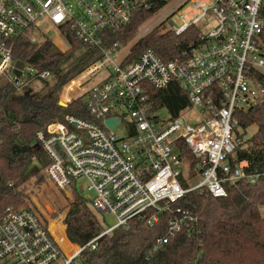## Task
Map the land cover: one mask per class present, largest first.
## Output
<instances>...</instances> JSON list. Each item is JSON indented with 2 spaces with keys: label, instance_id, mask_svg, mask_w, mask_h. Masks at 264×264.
<instances>
[{
  "label": "built area",
  "instance_id": "obj_1",
  "mask_svg": "<svg viewBox=\"0 0 264 264\" xmlns=\"http://www.w3.org/2000/svg\"><path fill=\"white\" fill-rule=\"evenodd\" d=\"M152 1L0 0V81L20 89L32 79L50 77L24 61L17 80L12 72L14 42L21 35L34 42L31 32L62 52L70 49L71 36L101 53L63 86L64 105L81 97L85 112L50 122L35 132V140L49 160L42 172L56 188L75 189L85 180L83 188L93 193L91 207L116 218L84 245L70 242L63 232L74 245L66 252L37 208L9 206L0 214V264H71L86 247L94 249L100 237L133 218L145 217L153 227L169 211L157 248L180 233L190 237L196 228L197 216L184 205L189 192L206 188L213 197H223L226 182L246 177L255 183L264 177V162L263 171L250 173L243 169L245 161L236 168L229 162L243 142L235 132L234 112L256 104L262 92L264 0H177L160 18L182 9L179 16L190 22L176 26L167 18V30L179 35L196 26V41L169 60L145 48L127 63L128 53L120 55L124 45L107 43L106 33L128 27ZM164 1L167 6L171 0ZM207 15L216 25L203 32L197 24ZM171 82L180 84L190 105L162 120L159 111L165 108H155L149 88L165 89ZM108 119L118 122L110 128ZM119 126L122 135L115 132ZM187 151L197 159L199 179L192 183L190 166L184 169L183 163Z\"/></svg>",
  "mask_w": 264,
  "mask_h": 264
},
{
  "label": "trees",
  "instance_id": "obj_2",
  "mask_svg": "<svg viewBox=\"0 0 264 264\" xmlns=\"http://www.w3.org/2000/svg\"><path fill=\"white\" fill-rule=\"evenodd\" d=\"M165 3L153 0L148 8L138 11L128 27L107 32V43L128 41L143 20ZM198 33L196 26L179 35L153 28L131 45L125 62L137 59L145 48L153 49L164 60L175 58L196 41ZM261 37L264 45V33ZM67 38L71 47L66 52L47 38L32 42L21 35L14 42L12 59L24 61L39 72L49 71L51 80L40 79L45 81L36 91L28 85L17 89L11 82L0 81V214L9 206L23 203L25 193L18 187L38 175L49 162L35 140V132L62 120L67 113L85 112L81 97L63 106L59 95L64 84L99 59L101 53L71 36ZM260 81L264 83L263 75ZM149 95L156 109L165 108L173 117L190 105L178 82H171L165 89L149 88ZM11 104H17V108L12 109ZM10 114H14L13 118H9ZM234 117L236 135L243 142L230 156V165L236 168L245 161L246 173L263 171L264 102L237 110ZM253 125L256 131L245 138ZM178 146L184 153L182 140ZM196 163L197 159H193L192 166L196 167ZM225 188L223 197H213L206 188L187 194L184 205L198 218L190 237L183 232L155 248L156 238L165 233L171 212H164L153 227L146 224L145 217L133 218L111 236L100 237L94 249L86 247L71 264H264V214L260 210L264 209V177L255 183L243 177L234 183L226 182ZM74 194L76 200L64 219L65 233L70 242L84 245L104 228L88 200L76 191ZM50 228L74 248L65 238L61 223L52 221Z\"/></svg>",
  "mask_w": 264,
  "mask_h": 264
},
{
  "label": "rangeland",
  "instance_id": "obj_3",
  "mask_svg": "<svg viewBox=\"0 0 264 264\" xmlns=\"http://www.w3.org/2000/svg\"><path fill=\"white\" fill-rule=\"evenodd\" d=\"M177 0H171L167 6L165 3V7L160 8L156 10L154 13L149 15L147 18L143 20V22L137 27L132 37L126 41L125 43H122L124 46L121 47L120 55H125L129 52L131 45L137 41L138 38L141 37L142 33H148L149 31L153 30V28H158L160 31L167 30V24H166V18H160L162 14L171 6H173L176 3ZM182 12V9H177L174 11V13L170 12L169 20L176 26L182 25L184 22H190V17H183L181 18L179 14ZM198 27L203 32H208L210 29L214 28L216 25L215 18L212 15H207L203 17L198 22ZM31 38H34V42H40L43 37L40 36L37 32H31L29 34ZM264 72V67H263ZM46 81H50L51 78L45 79ZM45 80H38V79H32L27 82V85L30 89L33 91H36L42 87ZM64 87H62V90L59 95V103L63 106H65V102L63 100L62 92ZM74 94V93H72ZM12 109L17 108V104H11ZM190 116L198 117V113L195 111L189 112ZM160 118L162 120H166L169 117L168 112L166 109H161L159 111ZM256 131V126H250L247 129L245 138L250 137L254 132ZM115 132L119 135L123 134V126H119ZM242 131L239 129V133ZM188 151L186 152L185 159L183 161L184 163V169H186L188 166H190V182H196L198 181V174L197 170L194 166L191 165L193 161V157L190 155ZM86 182L85 180H80L78 186L75 189H58L56 188L43 174L42 170L38 175H35L31 177L28 181H26L24 184L20 185L18 187L19 190H24L25 196L23 197V203L18 205V207L22 206H33L37 208L43 216L48 220L49 223L52 221H57L61 223V225L64 226L63 232H65L66 225L64 223V219L67 215V212L69 210L70 204L76 200V195L74 194V191L78 192L82 197L85 199H91L93 196V193L91 191H87L83 186H85ZM83 188V189H82ZM93 210L92 212L96 215V217L100 220L103 228H106L108 226L113 225L116 222V218L114 215L109 213H102L98 210H95L93 207H91ZM261 212L264 214V210L260 208ZM52 226V225H51ZM53 227V226H52ZM51 227V228H52ZM55 237L57 238L60 245L65 249L66 252H68V248L72 249L68 246V244L65 242V240L57 234L52 229ZM75 244V243H74Z\"/></svg>",
  "mask_w": 264,
  "mask_h": 264
},
{
  "label": "water",
  "instance_id": "obj_4",
  "mask_svg": "<svg viewBox=\"0 0 264 264\" xmlns=\"http://www.w3.org/2000/svg\"><path fill=\"white\" fill-rule=\"evenodd\" d=\"M22 67H23V62L20 61V60H16L15 63H14V68L12 70L13 74L16 76V80L20 76ZM261 88H262V92H261L260 96L258 97L256 105L264 102V83H261ZM5 113L7 114L6 110H5ZM13 116H14V114H10L9 118H13ZM112 122H116L117 123L118 120L117 119H108L106 121V123H107V125L110 128H112V126H113Z\"/></svg>",
  "mask_w": 264,
  "mask_h": 264
},
{
  "label": "snow or ice",
  "instance_id": "obj_5",
  "mask_svg": "<svg viewBox=\"0 0 264 264\" xmlns=\"http://www.w3.org/2000/svg\"><path fill=\"white\" fill-rule=\"evenodd\" d=\"M57 19H59V17H57Z\"/></svg>",
  "mask_w": 264,
  "mask_h": 264
}]
</instances>
